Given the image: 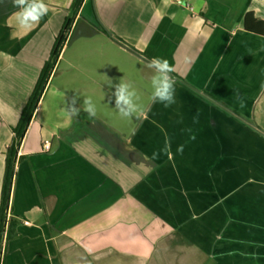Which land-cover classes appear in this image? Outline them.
Listing matches in <instances>:
<instances>
[{
  "label": "crops",
  "instance_id": "obj_1",
  "mask_svg": "<svg viewBox=\"0 0 264 264\" xmlns=\"http://www.w3.org/2000/svg\"><path fill=\"white\" fill-rule=\"evenodd\" d=\"M73 1L43 0L47 14L25 29L0 0V192L12 128L71 19L17 150L7 217L18 235H3L0 262L264 264V35L245 27L247 14L264 23V0H83L76 13ZM154 57L172 68L168 107L152 99ZM61 61L85 72L78 91L131 84L138 118L44 112ZM53 87V103L72 97Z\"/></svg>",
  "mask_w": 264,
  "mask_h": 264
},
{
  "label": "clouds",
  "instance_id": "obj_2",
  "mask_svg": "<svg viewBox=\"0 0 264 264\" xmlns=\"http://www.w3.org/2000/svg\"><path fill=\"white\" fill-rule=\"evenodd\" d=\"M11 2L18 9L15 15L19 26L25 29H31L33 25L38 24L48 11L43 0H11ZM147 66L154 73L151 79L153 102L161 103L165 107L174 104L175 83L170 76L172 68L169 66L168 61L163 58L154 57L148 61ZM105 79L108 87L114 89V91L106 94L108 95V102L110 104L114 102V109L121 117L132 118L140 111L139 105L137 104V93L132 85L121 81L113 84L112 80L106 77ZM78 101L79 97L76 95L68 98L66 101L65 110L70 113L71 117H79L81 107L88 117H94L96 115V106L90 97L84 98L82 105L78 104ZM144 115L147 118L146 112ZM169 149L170 140L166 141L165 151ZM177 151L182 152V146ZM157 155V153H154L152 159L155 160Z\"/></svg>",
  "mask_w": 264,
  "mask_h": 264
},
{
  "label": "trees",
  "instance_id": "obj_3",
  "mask_svg": "<svg viewBox=\"0 0 264 264\" xmlns=\"http://www.w3.org/2000/svg\"><path fill=\"white\" fill-rule=\"evenodd\" d=\"M82 2L83 0L73 1L72 10L74 13L78 11ZM249 15L250 14H247L246 20H245L246 29L252 32H257L259 34L264 35V23L256 20L255 21L256 25L254 27L249 26L247 22L248 21L247 18L250 17ZM70 21H71L70 18H67V17L65 18L62 24V27L60 29V32L55 38L54 45L50 52L49 58L48 60L44 62L40 70L39 76L37 78V81L26 103L24 104L21 110L18 122L12 128L13 138H12L10 145L6 148V151H5V169H4V175L2 179L1 192H0V243L3 238V235H5V243L14 239L18 235L14 231L15 227L17 226V222L13 218L7 217L11 186H12V181H13V177L15 174L14 167H15V162H16V157H17V150L26 132V129L31 120L32 114L34 113V110L38 104V101L40 100V97L42 96V93L45 89V86L47 84L51 71L54 68L55 62L59 55L61 45L63 44L65 40V35L67 31L69 30ZM202 95L206 97L209 101L213 102L214 104L224 109L225 111L231 112L236 117L243 119L242 116H240L235 111L230 110L226 105L221 103L218 99L213 97L210 93L203 91ZM244 120L247 123H249L251 126L256 127L253 122L246 120V119ZM0 264H3V263L0 262Z\"/></svg>",
  "mask_w": 264,
  "mask_h": 264
},
{
  "label": "rangeland",
  "instance_id": "obj_4",
  "mask_svg": "<svg viewBox=\"0 0 264 264\" xmlns=\"http://www.w3.org/2000/svg\"><path fill=\"white\" fill-rule=\"evenodd\" d=\"M75 40H76V38L72 39L73 42ZM68 43H69V40H68ZM70 54H72V53H71V47L69 46L67 48L65 56H64L65 59H67L70 56ZM78 62H80L81 64L83 63L79 59H78ZM85 65L86 64H83L82 66H85ZM77 70H79V69H77ZM77 70L71 69L64 61H61L60 64L55 68V71L53 72V74L50 78L51 85H50V88L48 90V93L46 94V92H45L46 96H45L44 103H43V111L45 110L44 112L54 113V114L58 115L60 113H64V112H62V110L66 109V104L62 103V100H61V102L53 103V101L51 99V92L53 91V88H54L53 85L56 84L60 88L61 91L64 90L65 92H69V94L72 96H74V95L79 96L80 95L81 97H84V98L90 97L96 106V115L101 116L104 119L108 120L109 123L111 121H112V123H114L115 120L121 116L114 109V105L110 104L108 102V95H106L107 94L106 89L105 90L104 89L99 90L96 87L93 88L88 83L86 85V83L83 82L84 86L86 85V87L83 90L78 91L79 90V84H77L76 81H78L80 79H81V81H84V75L83 74L85 72L82 71L83 76L81 75L78 77V76H76V75H78ZM72 79L76 80V81H72ZM64 83H66V84H64ZM46 90L47 89H44V91H46ZM108 90L110 91V89H108ZM150 90L152 92V89H150ZM110 92H112V90ZM78 93H80V94H78ZM100 94L104 97H100ZM95 95H96V97H95ZM67 98H68V96H67ZM65 112H66V110H65ZM139 113H140V111H138L135 114V117L138 118ZM64 114H66V113H64ZM116 116H118V117H116Z\"/></svg>",
  "mask_w": 264,
  "mask_h": 264
},
{
  "label": "built area",
  "instance_id": "obj_5",
  "mask_svg": "<svg viewBox=\"0 0 264 264\" xmlns=\"http://www.w3.org/2000/svg\"><path fill=\"white\" fill-rule=\"evenodd\" d=\"M48 149H49V144L48 143H44L43 150L47 151ZM25 224H27V222H25Z\"/></svg>",
  "mask_w": 264,
  "mask_h": 264
}]
</instances>
